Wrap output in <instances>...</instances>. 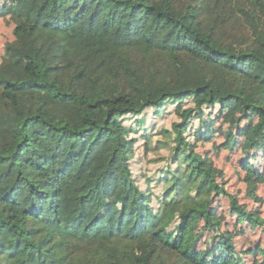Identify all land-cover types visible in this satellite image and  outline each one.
Segmentation results:
<instances>
[{
  "label": "trees",
  "instance_id": "obj_1",
  "mask_svg": "<svg viewBox=\"0 0 264 264\" xmlns=\"http://www.w3.org/2000/svg\"><path fill=\"white\" fill-rule=\"evenodd\" d=\"M7 2L0 264H246L241 254L257 253L264 264L261 246L239 253L211 203L224 195L239 220L263 219L195 151L232 104L264 132V0ZM153 136L152 151L171 153L141 171ZM254 136L264 162V133ZM240 166L253 188L264 181Z\"/></svg>",
  "mask_w": 264,
  "mask_h": 264
},
{
  "label": "rangeland",
  "instance_id": "obj_2",
  "mask_svg": "<svg viewBox=\"0 0 264 264\" xmlns=\"http://www.w3.org/2000/svg\"><path fill=\"white\" fill-rule=\"evenodd\" d=\"M9 3L7 0H0V63L3 59L4 46L13 40L12 29L16 22V17L3 11L9 6ZM241 113V109L232 104L228 109L219 113V117L213 126L214 131L211 134V140L202 139L195 142V151L207 160V164L212 167L216 181L236 198V204L242 206L246 212H251L257 215L258 218L263 219V228L256 223L248 224L246 221L239 220L235 214L230 212L229 199L224 195L216 197L211 203L214 210L213 220L220 222L221 232L233 237L239 253L249 247L256 249L261 246L264 248V233H262V229H264V181L262 179L255 181L256 188H253V184L244 181L243 178L247 173L240 166L241 161L246 160L251 168H258L264 174V162L258 157H253L256 147L249 143V138L254 136L252 128L256 122V117L250 114L238 123ZM173 118L172 113H167L157 123L159 126L163 124L168 126ZM228 132L233 134L234 140L237 142L234 149H231L232 146L228 141L226 135ZM263 133V130L259 129L257 136L254 137H259ZM155 139L156 137L153 136L152 142L148 144L149 152L143 157L144 162L139 169L141 171L155 169L162 164L159 163V160L168 157L171 153L168 149L152 151ZM142 148L143 146L140 145L136 149V153ZM195 234L201 238L199 248L209 251L211 245L210 232L205 231L201 234L200 229L197 227L195 228ZM203 240H206V243L201 246ZM241 255L246 264H258L256 261L261 258L259 253L256 254L258 257L256 260L252 255Z\"/></svg>",
  "mask_w": 264,
  "mask_h": 264
}]
</instances>
